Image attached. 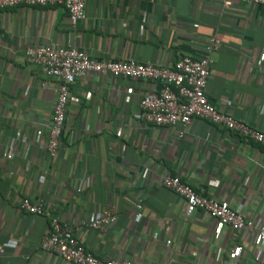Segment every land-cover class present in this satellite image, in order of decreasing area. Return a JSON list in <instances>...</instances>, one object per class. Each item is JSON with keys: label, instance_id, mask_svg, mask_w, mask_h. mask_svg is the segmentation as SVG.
I'll return each instance as SVG.
<instances>
[{"label": "crops", "instance_id": "crops-1", "mask_svg": "<svg viewBox=\"0 0 264 264\" xmlns=\"http://www.w3.org/2000/svg\"><path fill=\"white\" fill-rule=\"evenodd\" d=\"M64 7L0 12V264H72L41 250L50 221L20 209L43 201L78 228L103 260L135 264H264V238L191 211L163 186L167 175L204 186L264 226V146L206 120L178 129L147 123L140 101L160 84L87 74L70 85L58 155L47 153L58 80L26 63L30 47L76 48L103 61L173 65L212 54L208 98L264 131V6L223 0H87L73 25ZM141 203L143 210L136 205ZM114 211L116 223H87Z\"/></svg>", "mask_w": 264, "mask_h": 264}, {"label": "built area", "instance_id": "built-area-1", "mask_svg": "<svg viewBox=\"0 0 264 264\" xmlns=\"http://www.w3.org/2000/svg\"><path fill=\"white\" fill-rule=\"evenodd\" d=\"M262 5L264 0H223L225 6L234 3ZM87 0H0V12L18 6H61L68 12L70 22L75 25L86 19ZM202 58L180 57L173 65L137 63L136 61H103L90 57L76 48L57 46L30 47L26 51V63L40 70L42 75L58 80V97L49 127L47 153L56 157L61 146L70 102V85L87 74H109L113 78L142 79L160 84L158 93L147 95L140 101L141 115L147 123L160 127L178 129V137H185V129L194 120H206L210 124L233 132L248 142L264 146V131L249 123L219 110L211 104L207 87L212 76L214 61L212 54L219 50L221 41L209 38ZM258 67H264L262 52ZM163 186L182 198L191 211L202 210L210 217L236 231H249L264 238V226L236 211L226 199L215 197L204 186H194L181 177L167 175ZM138 211L143 205H136ZM20 209L32 215L44 216L50 221V233L41 242V250L52 253L72 264H135L131 260H103L90 252L77 235L78 228L63 223L58 214L44 208L42 200L35 203L29 199L21 202ZM114 211L107 210L102 217L87 223L92 230L102 231L116 223Z\"/></svg>", "mask_w": 264, "mask_h": 264}]
</instances>
